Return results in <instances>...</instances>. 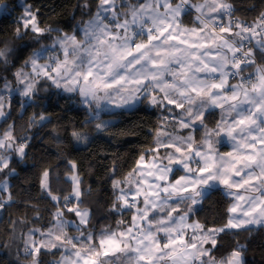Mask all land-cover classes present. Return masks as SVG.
<instances>
[{
	"label": "snow or ice",
	"instance_id": "snow-or-ice-1",
	"mask_svg": "<svg viewBox=\"0 0 264 264\" xmlns=\"http://www.w3.org/2000/svg\"><path fill=\"white\" fill-rule=\"evenodd\" d=\"M79 7L88 18L65 31L41 26L39 9L21 4L14 38L30 39L0 47L5 69L27 50L13 73L15 86L2 78L0 119L12 115L14 95L24 109L55 89L83 109V127L100 134L113 123L105 114L146 102L160 113L155 146L122 179L112 178L109 213H131L116 229L95 228L75 161L68 160L72 187L62 198L45 168L40 188L56 210L46 229H29L25 256L40 264L45 251L63 249L56 264H246L239 242L216 253L224 237L264 227V62L257 63V56L264 60V12L246 23L233 18L229 0H96L94 11L85 0ZM0 13L10 15L7 3ZM50 122L33 114L29 127ZM71 138L87 143L89 134L73 127ZM26 144L14 123L0 132V171L9 168L6 153L26 159ZM224 146L229 150L222 152ZM7 191V181L0 182V193ZM214 191L228 202L226 222L206 227L192 217ZM11 202L10 192L0 195V210Z\"/></svg>",
	"mask_w": 264,
	"mask_h": 264
},
{
	"label": "trees",
	"instance_id": "trees-1",
	"mask_svg": "<svg viewBox=\"0 0 264 264\" xmlns=\"http://www.w3.org/2000/svg\"><path fill=\"white\" fill-rule=\"evenodd\" d=\"M85 0H0L7 3L10 15L4 13L0 19V47L4 43L16 47L28 42L30 35L23 41L14 38L15 18L21 12V4H31L33 9H39L41 26L51 25L70 31L72 25L81 19L79 5ZM96 0H91L93 11ZM235 11L233 18L252 23L264 11V0H229ZM192 17H186L185 23H190ZM50 42V41H45ZM30 50V49H29ZM27 55V50L15 63H10L7 69L0 65V84L3 77L13 80V73L20 68ZM257 56V63H262ZM254 71V68L250 69ZM19 96H13L12 115L5 123L2 119L0 131L8 124H15V135L26 137V159L13 156L9 168L2 172L8 177V195L12 202L6 210H0V264H28L32 258L25 256V234L30 228H47L51 213L56 209L54 202L40 188L41 173L45 168L51 169L50 185L53 194L61 198L71 192V182L65 173L69 168L68 160L78 164L79 175L83 180L82 188L86 191L84 201L93 212V223L99 230L103 226L116 229L119 220L130 221L131 213H109L113 201L112 178L122 179L135 166L139 155L154 147V134L158 125L160 113L158 109L147 106V103L137 105L135 109L123 114L103 118H112V126L105 133L97 134L93 127L84 128L82 122L85 113L78 103L67 99L64 94H57L55 89L50 92H40L31 106L20 108ZM41 113L50 117V123L44 126L29 127V119ZM218 114L210 116L209 126L214 125ZM73 127L89 134L87 143H77L71 138ZM151 130V134H150ZM171 130V129H170ZM59 137V142L54 139ZM115 169V177H111ZM12 170L11 174H9ZM8 198V197H7ZM228 202L223 195L214 191L203 202L199 212L192 217L206 227L221 226L226 222L225 209ZM39 216L38 220H33ZM70 216V214H69ZM13 221H17L13 227ZM20 221H25L23 224ZM236 242L246 246L244 254L246 264H264V227L253 228L252 232H241L237 236H226L222 241L221 252L230 250ZM61 250L45 251L40 255V264H56Z\"/></svg>",
	"mask_w": 264,
	"mask_h": 264
},
{
	"label": "rangeland",
	"instance_id": "rangeland-1",
	"mask_svg": "<svg viewBox=\"0 0 264 264\" xmlns=\"http://www.w3.org/2000/svg\"><path fill=\"white\" fill-rule=\"evenodd\" d=\"M264 12V11H263ZM235 19V18H234ZM225 20H227V18H225ZM19 69V68H18ZM17 69V70H18ZM16 70V71H17ZM9 81H11L12 83H13V85L15 86V80L13 79V80H9ZM2 85H3V82L0 84V87H2ZM42 92V91H41ZM104 119H111L112 120V118H104ZM1 121H2V119H0V123H1ZM11 124V123H10ZM7 127V126H6ZM5 127V128H6ZM4 128V129H5ZM3 129V130H4ZM3 130H1L0 132H2ZM0 151H3V150H0ZM14 155H15V153H13ZM13 154H9V153H6L5 155L6 156H8V159H9V162H10V160H11V158H12V156H13ZM15 157H17V158H19L17 155H15ZM6 169H3V171H5ZM3 171H0V182H4V181H7V184H8V177L5 175V176H2V172ZM13 171H11V173H12ZM0 195H2L3 196V198L4 199H7V197H8V191L7 192H3V193H0ZM195 220V219H194ZM222 226V225H221ZM217 227H219V226H217ZM253 227H255V228H257L258 226H253ZM28 233V232H27ZM27 233L25 234V239L27 238ZM72 234H76V233H72ZM37 239L39 238V237H36ZM62 251H63V249H61V253H62ZM61 259V254H60V256H59V258H58V260L57 261H59ZM28 264H31V263H28Z\"/></svg>",
	"mask_w": 264,
	"mask_h": 264
},
{
	"label": "crops",
	"instance_id": "crops-1",
	"mask_svg": "<svg viewBox=\"0 0 264 264\" xmlns=\"http://www.w3.org/2000/svg\"><path fill=\"white\" fill-rule=\"evenodd\" d=\"M218 119V118H217ZM215 124V123H214ZM212 126H214V125H212ZM184 134H187V130H185V133ZM200 135H201V133H196L195 134V137H196V140L199 142V139H200ZM222 152H226V151H228L229 150V148L227 147V146H224V147H222L221 149H220ZM34 228H37V227H34ZM253 228H255V227H253ZM258 228V227H257ZM36 237H39V233H37L36 234ZM35 237V238H36ZM53 250H55V249H53Z\"/></svg>",
	"mask_w": 264,
	"mask_h": 264
},
{
	"label": "water",
	"instance_id": "water-1",
	"mask_svg": "<svg viewBox=\"0 0 264 264\" xmlns=\"http://www.w3.org/2000/svg\"><path fill=\"white\" fill-rule=\"evenodd\" d=\"M0 4H2V3H0ZM3 14H4V13H0V19H1V17L3 16Z\"/></svg>",
	"mask_w": 264,
	"mask_h": 264
}]
</instances>
